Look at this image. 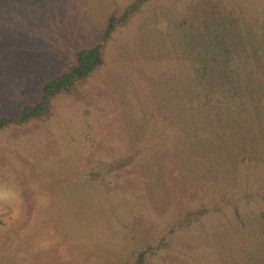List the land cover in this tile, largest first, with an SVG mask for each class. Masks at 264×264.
I'll return each mask as SVG.
<instances>
[{"label":"rangeland","instance_id":"rangeland-1","mask_svg":"<svg viewBox=\"0 0 264 264\" xmlns=\"http://www.w3.org/2000/svg\"><path fill=\"white\" fill-rule=\"evenodd\" d=\"M78 3L0 0L1 111L33 99L39 80L72 58L76 42L66 24L94 35L96 22ZM173 68L140 60L134 33L124 30L87 84V99L60 95L50 120L0 131V264H115L194 204L197 188L180 180L173 160L179 133L156 114L147 85ZM132 113L143 127L144 153L103 183L90 180L88 169L127 151ZM239 169L241 183L254 186L264 163ZM217 256L214 246L185 234L153 263L217 264Z\"/></svg>","mask_w":264,"mask_h":264},{"label":"trees","instance_id":"trees-1","mask_svg":"<svg viewBox=\"0 0 264 264\" xmlns=\"http://www.w3.org/2000/svg\"><path fill=\"white\" fill-rule=\"evenodd\" d=\"M76 1L93 16L94 35L66 24L76 42L72 58L41 78L35 97L14 113L0 110V131L50 120L60 95L87 99L110 43L130 30L140 60L172 62L147 85L156 114L179 133L172 155L180 180L195 186L198 197L158 237L115 264H154L185 234L214 246L217 264H264V173L250 186L239 169L264 163V0H254L255 7L250 0ZM135 115L126 118L127 151L88 169L90 180L103 183L144 153Z\"/></svg>","mask_w":264,"mask_h":264}]
</instances>
